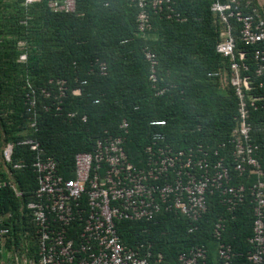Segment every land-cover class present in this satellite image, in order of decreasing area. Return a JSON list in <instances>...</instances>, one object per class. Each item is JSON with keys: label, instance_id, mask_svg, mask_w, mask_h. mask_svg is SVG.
I'll return each instance as SVG.
<instances>
[{"label": "trees", "instance_id": "trees-1", "mask_svg": "<svg viewBox=\"0 0 264 264\" xmlns=\"http://www.w3.org/2000/svg\"><path fill=\"white\" fill-rule=\"evenodd\" d=\"M47 1L25 5L24 0H0V144L13 146L11 161L4 164L0 159V179L6 183L0 187V214L11 213L7 222L14 235L30 226L26 203L37 186L32 168L35 151L26 139L37 142L69 177L74 154L91 150L99 137L122 133L123 119L128 122L124 146L133 161L141 157L155 131H162L166 141L178 148L202 143L219 150L218 144L229 139L236 125L237 100L229 81L232 59L215 49L223 23L210 10L212 0H173L172 8L184 20L174 13L170 17L162 11L152 13L151 28L144 34L136 29L138 8L133 0H76L73 12L53 11ZM235 38L234 57L238 50L245 51L244 63L253 79L250 93L260 97L250 111V123L264 172V72L254 73L258 63L252 47L243 44L236 32ZM145 47L157 59L155 84L149 79ZM24 52L26 60L19 61ZM99 61L105 62V72H100ZM56 80H64L66 86L59 110L53 105ZM156 88L163 92L155 93ZM42 89L49 95L44 96ZM32 91L35 129L26 104ZM155 119L165 124L151 125ZM232 174L234 182L245 185L256 179L254 174ZM222 211L214 196L196 229L189 230L186 218L163 212L148 221L119 220L117 231L123 242L149 243L174 263L178 253L202 243L214 255L210 234ZM252 219V206L245 201L226 227L224 237L236 254L233 264H248L251 246L246 238Z\"/></svg>", "mask_w": 264, "mask_h": 264}, {"label": "built area", "instance_id": "built-area-1", "mask_svg": "<svg viewBox=\"0 0 264 264\" xmlns=\"http://www.w3.org/2000/svg\"><path fill=\"white\" fill-rule=\"evenodd\" d=\"M33 1L24 0V4ZM133 2L138 8L135 23L140 34L151 28V14L155 12L162 11L167 17L174 13L177 19L184 20L172 8L173 0ZM47 5L53 11L73 12L76 0H48ZM210 10L223 23L215 49L232 59L229 81L237 100V113L229 139L218 144L219 150L202 143L178 148L158 130L143 146L141 157L133 161L124 146L128 122L123 119L119 126L122 133L99 137L91 150L74 154L69 177L37 142L24 140L35 151L32 168L37 186L33 198L26 203L30 226H25L28 230L19 231L15 238L17 235L7 222L11 213L0 214V264H233L236 254L224 233L245 201L252 206L253 216L251 233L246 238L251 246L246 259L248 264H264V172L250 123V111L256 108L260 97L250 93L253 79L244 63L245 51L238 50L234 57L236 32L243 44L252 47V56L258 63L254 73L264 72V0H212ZM143 53L149 63V79L155 84V53L147 47ZM18 60L25 61L26 53H21ZM97 65L101 73L105 72V62ZM55 84L57 100L53 105L59 110L66 86L64 80H56ZM41 92L49 95L45 89ZM161 92L163 89L156 88L155 93ZM26 104L32 112L30 126L34 128V91L26 95ZM150 124L162 127L165 120L155 119ZM12 149L9 142L2 146L4 164L11 161ZM232 171L238 177L254 174L256 179L246 185L234 182ZM5 184L0 179V187ZM10 185L21 196L22 192L11 182ZM214 196L223 208L212 223L214 255L202 243L181 251L172 263L162 252L153 251L149 243L123 242L117 231L119 220L148 221L163 212L186 218L189 230L196 229Z\"/></svg>", "mask_w": 264, "mask_h": 264}, {"label": "rangeland", "instance_id": "rangeland-1", "mask_svg": "<svg viewBox=\"0 0 264 264\" xmlns=\"http://www.w3.org/2000/svg\"><path fill=\"white\" fill-rule=\"evenodd\" d=\"M2 146H3V145H2V144H0V150H1ZM0 159H1V155H0ZM0 162H1V160H0Z\"/></svg>", "mask_w": 264, "mask_h": 264}]
</instances>
